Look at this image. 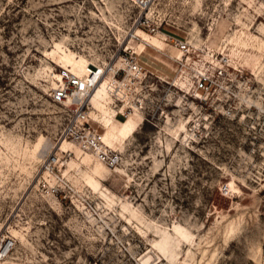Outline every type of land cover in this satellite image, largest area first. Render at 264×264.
<instances>
[{
  "label": "rangeland",
  "instance_id": "obj_1",
  "mask_svg": "<svg viewBox=\"0 0 264 264\" xmlns=\"http://www.w3.org/2000/svg\"><path fill=\"white\" fill-rule=\"evenodd\" d=\"M138 1L0 0V235L17 242L0 264H264V0ZM144 13L192 56L176 73L146 47L167 64L141 55L162 79L148 120L113 118L102 77L90 97L121 154L110 168L60 138L67 109L50 93L60 68L112 66L126 43L179 56L141 30L130 38ZM207 63L214 85L200 101L184 84ZM58 147L71 154L52 195L38 178Z\"/></svg>",
  "mask_w": 264,
  "mask_h": 264
},
{
  "label": "built area",
  "instance_id": "obj_2",
  "mask_svg": "<svg viewBox=\"0 0 264 264\" xmlns=\"http://www.w3.org/2000/svg\"><path fill=\"white\" fill-rule=\"evenodd\" d=\"M138 8L141 11L149 10L151 0H139ZM162 25L161 20L153 21L146 13L140 14L132 23L133 29L130 38L139 40L135 35V29L140 28L149 34L162 38L166 44L176 47L179 51V56L176 58L149 44H144L143 49L139 51L131 48L127 43L116 50L117 59L120 60L121 66L115 67L113 63L112 80L108 90L111 98L110 106L118 117L126 119L135 112H139L143 116V120H148V116H153L154 105L160 99V94L156 91L162 79L146 67L147 62L141 60V55L150 56V59L152 58L151 63L155 60L163 65L167 66V64L157 56L147 54L146 47H150L179 64L178 70L174 68L176 73L181 72L182 67H185L191 59L193 49L189 41L164 30ZM105 68V65L102 68L93 65L89 72L83 75H75L66 68H60L57 72L60 80L57 86L51 89L50 98L52 102L67 109L66 122L60 132V138L70 140L78 150L88 152L96 160L112 168L121 160V154L104 143L103 133L99 130L100 122L96 117L97 114L90 97L91 92L102 82V77L105 76ZM211 69L212 67L208 63L199 69L195 68L194 77L187 83L185 81L184 85L192 87L194 96L200 101H206V96L214 85L210 77ZM213 70L218 76H222L225 72L222 67ZM169 85L181 89V86H175L173 80ZM93 112L96 116H93ZM70 154V151H62L58 147L57 151L48 154L44 159L43 171L38 182L49 194L58 195L63 190L64 185H62L63 181L58 165L62 158ZM51 179L55 182L51 183ZM220 192L224 195L229 192L227 184L220 187ZM16 243V238L11 234L0 235V263L13 254Z\"/></svg>",
  "mask_w": 264,
  "mask_h": 264
},
{
  "label": "bare ground",
  "instance_id": "obj_3",
  "mask_svg": "<svg viewBox=\"0 0 264 264\" xmlns=\"http://www.w3.org/2000/svg\"><path fill=\"white\" fill-rule=\"evenodd\" d=\"M139 30H141V31H143L144 33H146V34H148V35H150V36H154V37H157L158 39H160L162 42H164V40L162 39V38H160V37H158V36H156V35H153V34H149L148 32H146V31H144V30H142V29H140V28H137V29H135V35L137 36V31H139ZM138 37V36H137ZM138 39H139V41L141 42V40H140V38L138 37ZM165 43V42H164ZM138 45V44H137ZM165 45H167L166 43H165ZM144 47V46H143ZM172 47H174V46H172ZM176 50H177V48L176 47H174ZM178 51V50H177ZM179 52V51H178ZM93 66V65H92ZM114 66L116 67V66H118V67H120L121 66V62H120V60L119 59H116V64H114ZM90 68H91V66L90 67H88V70L86 71V73L87 72H89V70H90ZM102 68V67H101ZM112 69H113V65L112 66H108V65H106V68H105V76L106 77H110L111 79H112ZM109 70V72H107ZM85 73V74H86ZM108 75H110V76H108ZM105 76H103V77H105ZM55 78L57 79V82L60 80V76L59 75H55ZM92 93V92H91ZM136 114H138V115H140L141 116V114L139 113V112H135L134 114H132V115H130V116H128L126 119H128L129 117H133L134 115H136ZM118 117V116H117ZM113 118H116V115L114 114L113 115ZM120 118V117H119ZM122 119V118H121ZM114 120V119H113ZM103 127V126H102ZM66 140H68V139H64V142H67ZM79 151V150H78ZM67 152V151H66ZM91 156V155H90ZM91 157H93V156H91ZM94 158V157H93ZM95 159V158H94ZM96 161H99V160H96ZM121 161V160H120ZM120 161H119V163H120ZM101 162V161H100ZM101 163H103V162H101ZM119 163L117 164V165H119ZM104 164V163H103ZM105 165V164H104ZM116 165V166H117ZM106 167H108L107 165H105Z\"/></svg>",
  "mask_w": 264,
  "mask_h": 264
},
{
  "label": "crops",
  "instance_id": "obj_4",
  "mask_svg": "<svg viewBox=\"0 0 264 264\" xmlns=\"http://www.w3.org/2000/svg\"><path fill=\"white\" fill-rule=\"evenodd\" d=\"M111 124H112V120H111ZM111 124H110V125H111Z\"/></svg>",
  "mask_w": 264,
  "mask_h": 264
}]
</instances>
